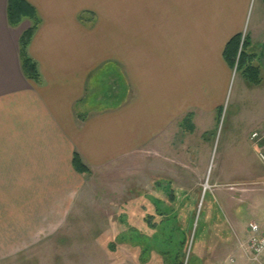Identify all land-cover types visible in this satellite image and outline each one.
<instances>
[{
    "label": "crops",
    "instance_id": "obj_1",
    "mask_svg": "<svg viewBox=\"0 0 264 264\" xmlns=\"http://www.w3.org/2000/svg\"><path fill=\"white\" fill-rule=\"evenodd\" d=\"M25 1L41 20L28 46L41 78L39 82L26 78L20 65L18 41L30 21L25 18L11 26L8 0H0V194L46 193V187L65 184L79 189L88 175L74 170V153L91 171H98L117 160L135 159L140 147L161 145L169 135L176 136L177 129L184 127L186 101L181 86L186 77L193 81V102L222 101L232 72L222 53L236 34L246 37L247 53L255 55L256 65L255 60L261 59L264 68L263 0H256L247 33L252 0H127L132 32L122 31L121 26L115 29L119 37L111 60L103 58L104 50L95 42L93 48L88 45L92 38L88 28L96 20L89 21L99 18L110 0ZM201 19H209L205 31L209 51L203 53L202 67L200 50L185 63L183 43H171L176 53L168 54V35L184 33L186 21L201 26ZM124 34L129 37L121 38ZM94 38L99 42L102 37ZM106 65L115 69V81L125 91L122 100L111 108L81 114L78 107L86 99L89 79ZM213 90L221 94L211 96ZM130 93H134L131 98ZM255 127L264 134V118ZM2 215L0 236L8 231ZM239 244L232 253L241 257Z\"/></svg>",
    "mask_w": 264,
    "mask_h": 264
},
{
    "label": "rangeland",
    "instance_id": "obj_2",
    "mask_svg": "<svg viewBox=\"0 0 264 264\" xmlns=\"http://www.w3.org/2000/svg\"><path fill=\"white\" fill-rule=\"evenodd\" d=\"M255 4L256 0L250 3L245 33L250 31ZM128 5L127 0L106 1L100 17L89 21L96 20L95 26L88 28L92 35L88 45L93 48L95 42L100 51L104 50V59L113 57L119 37L115 29L121 26L122 31H129ZM114 7L118 8L115 12ZM208 21L201 19V26L186 21L184 33L168 35L166 52L173 56L176 46L171 43H183L185 47L180 50L187 64L192 53L198 55L200 50L202 67L203 53L209 51L205 33ZM95 36L102 38L98 42ZM255 62L262 82L250 83L244 72L234 67L223 99L217 104L198 105L190 95L192 79L186 77L183 85L179 83L185 94L184 116L192 114L193 130L181 127L161 145L137 149L135 159L117 160L92 170L79 189L65 184L46 187V193L0 194L3 228L8 229L3 230L7 233L1 235L3 239L0 236V264H142L141 248L130 243L134 239L129 229L135 227L151 236L154 230L145 217L152 215L153 222L159 223L162 218L155 208L163 211L168 206L188 237L184 264L191 262L192 256L195 264H224L229 253L245 242L248 223L264 226V165L250 140L252 132L259 129L255 127L257 121L264 118V68L261 59ZM113 70L112 65H106L91 76L86 99L78 107L81 114L111 108L122 100L125 91L118 81L119 89ZM198 216L201 225L194 239ZM193 218V230L189 231ZM151 241L154 248L146 264H164L161 252L168 245L162 239Z\"/></svg>",
    "mask_w": 264,
    "mask_h": 264
},
{
    "label": "trees",
    "instance_id": "obj_3",
    "mask_svg": "<svg viewBox=\"0 0 264 264\" xmlns=\"http://www.w3.org/2000/svg\"><path fill=\"white\" fill-rule=\"evenodd\" d=\"M7 17L11 26H18L25 18L30 21V26L21 33L18 41L20 65L26 78L34 82H39L41 77L38 65L28 54V46L40 25V17L34 7L25 0H8ZM80 18L82 19L81 16ZM247 44L248 41L246 37H243L242 34H236L226 43L222 56L228 66L232 69L236 67L235 69L237 71L242 70L250 83L258 85L261 83L259 77L260 68L253 64L255 55L247 53ZM222 109V107L218 109V122H220ZM191 118L192 114L189 113L183 119L184 126L189 130H193ZM82 119L83 117L80 116V120ZM72 165L74 170L79 174L89 175L91 173V170L86 166L77 153H74L73 155ZM169 196L171 200L174 199L172 192H170ZM155 200L160 202L158 199ZM155 210L157 215L162 218L159 223L153 222L152 215H147L145 217V222L148 227L154 230V233L151 236L142 234L135 227L129 229V231L133 232L134 239V241H130V243L134 246H140L141 248L139 257L140 263L146 264L150 259V254L154 248L151 240L153 239V241H155L162 239V241L166 243V246L168 245L167 249L161 252L164 258V264H184L186 254L185 248L188 238L186 230L181 229L178 225L177 217L172 207L168 206L166 210L163 211L158 210L157 208H155ZM194 221L195 219L193 218L189 223V231L193 230ZM196 224L197 226L194 229L195 231L193 235L194 239L197 238L199 226L201 225L199 216L196 219ZM176 234H179L178 238L176 237ZM110 248L112 250L115 249L113 243L110 244ZM193 257L194 256H192L191 262L189 260L190 263L188 262V264H195V259Z\"/></svg>",
    "mask_w": 264,
    "mask_h": 264
},
{
    "label": "built area",
    "instance_id": "obj_4",
    "mask_svg": "<svg viewBox=\"0 0 264 264\" xmlns=\"http://www.w3.org/2000/svg\"><path fill=\"white\" fill-rule=\"evenodd\" d=\"M254 141L255 152L264 165V134L258 131L251 134ZM247 238L239 245L243 256L238 257L234 253L228 255L224 264H264V226L255 221L247 225Z\"/></svg>",
    "mask_w": 264,
    "mask_h": 264
}]
</instances>
